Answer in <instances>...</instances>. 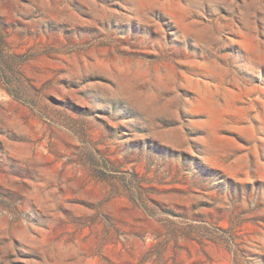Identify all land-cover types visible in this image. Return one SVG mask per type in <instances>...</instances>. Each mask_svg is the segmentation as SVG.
<instances>
[{"label":"rangeland","instance_id":"1","mask_svg":"<svg viewBox=\"0 0 264 264\" xmlns=\"http://www.w3.org/2000/svg\"><path fill=\"white\" fill-rule=\"evenodd\" d=\"M0 264H264V0H0Z\"/></svg>","mask_w":264,"mask_h":264}]
</instances>
